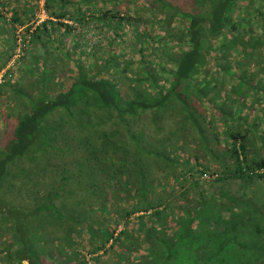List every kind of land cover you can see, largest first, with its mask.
<instances>
[{
  "label": "trees",
  "instance_id": "16d2710c",
  "mask_svg": "<svg viewBox=\"0 0 264 264\" xmlns=\"http://www.w3.org/2000/svg\"><path fill=\"white\" fill-rule=\"evenodd\" d=\"M40 1L0 0L3 66L18 50L38 82L36 99L0 85L27 103L0 152V243L3 214L34 204L94 261L264 264V0ZM83 31L104 57L86 70L71 49Z\"/></svg>",
  "mask_w": 264,
  "mask_h": 264
},
{
  "label": "rangeland",
  "instance_id": "374dc122",
  "mask_svg": "<svg viewBox=\"0 0 264 264\" xmlns=\"http://www.w3.org/2000/svg\"><path fill=\"white\" fill-rule=\"evenodd\" d=\"M40 2L41 5H43V0H41ZM40 9L41 12L38 14L36 25L50 20L42 11V8ZM1 20L2 19L0 18V22H2ZM65 24L73 25L72 22L69 21L65 22ZM87 32H81L82 34H85L79 40V42H77L78 44L71 43L70 38L66 40L67 47L73 44L71 49L74 51V55H81L82 65L84 66L85 70L86 67L93 62H96L98 60L102 61L104 59L103 56H100V58H95V56H93L92 54L91 47H94L95 43H97V39L100 38L99 34L94 36L91 32ZM18 34H20V31H18ZM124 38V40L127 42L128 47H132L133 43H135L136 41L130 35V32ZM20 45V50L22 51L23 45L22 43H20ZM10 49V47L6 46L3 43V39L0 38V68L2 69L0 70V85L4 81V76H8L7 81H12V83L14 84L18 83V86H23L24 91L31 95L33 99H36L35 94H37L38 92V82L36 80L37 76L35 77V74H33L31 77L30 74L23 73L27 65L21 62L15 63L18 59V54L21 55L18 50L17 56H14L6 66H3L4 62H6L5 53H10ZM127 54L128 56L122 59L124 61L123 64L125 65L124 68H127L131 71H137L139 77L145 78V69L139 66L137 67L130 62L133 56H135L130 48L127 49ZM130 74L131 73H128V77L131 78ZM77 75L78 73H75L73 76L76 77ZM70 76L71 74L65 72L64 77L60 78L54 83H51V91L63 92L64 90L68 89L73 82ZM8 93L9 91L7 89L2 91V93L0 92V152L5 149L7 142L11 138V131L9 127L15 125V121L19 119L23 109L27 105L25 101L15 102V96L13 94L11 96H8ZM8 114H12L14 116L7 117ZM192 147V149H185L184 153H186V155L188 156H192L195 152L194 145ZM183 159H185L183 156L179 158L180 161ZM80 166L84 167L83 164H79V167ZM153 170V173H155L156 176L160 178L164 177V172L157 171L156 167H154ZM203 179H205L207 184H204L201 189L206 191L205 193L207 196H210L218 190L219 185L217 183L209 182V179L206 177H204ZM261 185L262 187H264V183H261ZM176 186H178V184ZM16 210H18V214H13L10 212H7L8 214H3V218L5 217L9 221V223L5 226L3 225V228H5L7 232L4 233L3 241L2 243H0V264H79L78 261L81 260V257H84L85 261H88V264H108V260L105 259L104 256H101L102 254H100L101 258L98 261H94V256L89 255V251L84 245L79 250L82 255L81 257L77 256V250L67 251L68 244L66 243V241L68 242V238H70V236H65L63 241L61 242L57 241L59 240L58 238L55 240L54 237H51V233H49L51 229H49V221L47 222L42 216L40 218L39 215L36 214V207L34 204H30L24 210L21 206H19ZM52 221L54 222V219H52ZM42 231L44 232L41 233ZM64 232L68 233L70 232V230H66ZM22 233L24 235H22ZM61 235L62 234L59 233L55 236L58 237ZM35 248H37L40 252L43 251L41 257L36 256ZM71 252L76 254L72 255ZM9 255L11 256V260L8 261Z\"/></svg>",
  "mask_w": 264,
  "mask_h": 264
}]
</instances>
